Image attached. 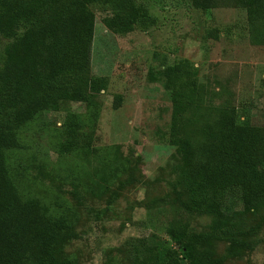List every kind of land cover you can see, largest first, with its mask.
I'll return each instance as SVG.
<instances>
[{"label":"rangeland","instance_id":"374dc122","mask_svg":"<svg viewBox=\"0 0 264 264\" xmlns=\"http://www.w3.org/2000/svg\"><path fill=\"white\" fill-rule=\"evenodd\" d=\"M44 1L30 0L45 17L62 13L61 0ZM131 1L123 31L106 25L115 16L111 7L91 6L90 64L57 82L79 99H61L15 125L20 146L0 155L20 199L68 224L69 237L52 248L58 262L134 264L166 249L181 257L174 233L187 231L210 235L193 255L264 264V197L236 204L222 224L212 213L188 211L180 200L190 201L191 183L170 139L179 84L181 136L199 144L212 122L233 112L264 152V15L250 20L246 0ZM14 51L0 35V71L24 59ZM4 87L0 80V128L13 122L16 108ZM69 123L79 139L65 150ZM38 250L23 264H40Z\"/></svg>","mask_w":264,"mask_h":264},{"label":"trees","instance_id":"16d2710c","mask_svg":"<svg viewBox=\"0 0 264 264\" xmlns=\"http://www.w3.org/2000/svg\"><path fill=\"white\" fill-rule=\"evenodd\" d=\"M98 3L115 13L112 23L106 21V25L123 31V25L129 24L123 14L130 6L135 7L131 0H61L62 13L51 17H45L30 0H0V35L24 58L10 60L0 71L5 95L16 105L13 122L0 128V153L20 146L15 125L33 119L61 99H79L78 92L72 90L69 96L57 82L64 74L88 68L94 28L91 6ZM246 4L250 20L264 15V0H246ZM173 74L168 68L169 87ZM176 87L170 139L184 160L192 189L190 201L180 200L181 204L190 212L212 213L216 223L222 224L236 204L251 206L264 197V152L255 150L249 125L238 121L233 112L212 122L204 141L191 144L179 133L184 99L183 87ZM68 131L72 136L65 150L79 139L72 123ZM67 228L66 222L48 219L20 199L0 155V264H23L33 247L39 249L40 264H73L72 260L58 262L52 254L53 246L69 237ZM209 238L204 233L175 232L181 257L175 250L166 249L145 259L136 258L134 264H183L182 259H189V264H219L209 252L193 255L194 247ZM231 244L238 246L240 242L232 238Z\"/></svg>","mask_w":264,"mask_h":264}]
</instances>
